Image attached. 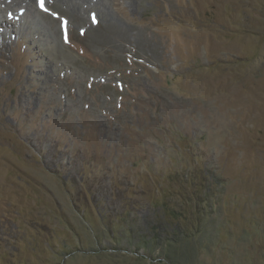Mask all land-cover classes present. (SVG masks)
I'll list each match as a JSON object with an SVG mask.
<instances>
[{
	"label": "rangeland",
	"instance_id": "obj_1",
	"mask_svg": "<svg viewBox=\"0 0 264 264\" xmlns=\"http://www.w3.org/2000/svg\"><path fill=\"white\" fill-rule=\"evenodd\" d=\"M46 7L0 0V264H264V0Z\"/></svg>",
	"mask_w": 264,
	"mask_h": 264
},
{
	"label": "snow or ice",
	"instance_id": "obj_2",
	"mask_svg": "<svg viewBox=\"0 0 264 264\" xmlns=\"http://www.w3.org/2000/svg\"><path fill=\"white\" fill-rule=\"evenodd\" d=\"M39 7L41 10L48 12L49 9L46 7V0H38ZM54 14V13H53ZM65 25V42H68V35H67V21H64Z\"/></svg>",
	"mask_w": 264,
	"mask_h": 264
},
{
	"label": "bare ground",
	"instance_id": "obj_3",
	"mask_svg": "<svg viewBox=\"0 0 264 264\" xmlns=\"http://www.w3.org/2000/svg\"><path fill=\"white\" fill-rule=\"evenodd\" d=\"M3 23H5V21L0 20V26L2 27ZM23 23V22H22ZM5 26L7 27V25L5 24Z\"/></svg>",
	"mask_w": 264,
	"mask_h": 264
},
{
	"label": "trees",
	"instance_id": "obj_4",
	"mask_svg": "<svg viewBox=\"0 0 264 264\" xmlns=\"http://www.w3.org/2000/svg\"><path fill=\"white\" fill-rule=\"evenodd\" d=\"M117 217H118V218H119V217H121V218H122V216H121V215H120V216H117ZM118 225H119V224H118Z\"/></svg>",
	"mask_w": 264,
	"mask_h": 264
}]
</instances>
